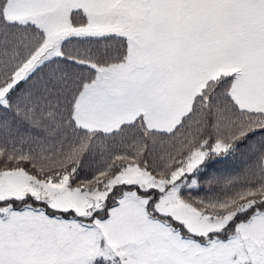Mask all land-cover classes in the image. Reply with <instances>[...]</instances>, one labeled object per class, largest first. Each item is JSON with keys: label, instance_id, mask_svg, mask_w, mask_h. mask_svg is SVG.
Returning a JSON list of instances; mask_svg holds the SVG:
<instances>
[{"label": "snow or ice", "instance_id": "snow-or-ice-1", "mask_svg": "<svg viewBox=\"0 0 264 264\" xmlns=\"http://www.w3.org/2000/svg\"><path fill=\"white\" fill-rule=\"evenodd\" d=\"M0 264H264V0H0Z\"/></svg>", "mask_w": 264, "mask_h": 264}]
</instances>
